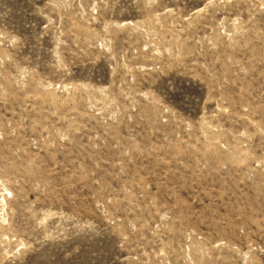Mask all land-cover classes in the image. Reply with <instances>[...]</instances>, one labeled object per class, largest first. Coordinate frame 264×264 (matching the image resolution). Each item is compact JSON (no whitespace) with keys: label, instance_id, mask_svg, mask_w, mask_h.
<instances>
[{"label":"rangeland","instance_id":"374dc122","mask_svg":"<svg viewBox=\"0 0 264 264\" xmlns=\"http://www.w3.org/2000/svg\"><path fill=\"white\" fill-rule=\"evenodd\" d=\"M0 264H264V0H0Z\"/></svg>","mask_w":264,"mask_h":264}]
</instances>
